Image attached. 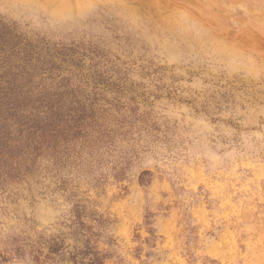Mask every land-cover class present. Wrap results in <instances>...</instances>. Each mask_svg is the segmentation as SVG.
<instances>
[{
  "label": "rangeland",
  "instance_id": "1",
  "mask_svg": "<svg viewBox=\"0 0 264 264\" xmlns=\"http://www.w3.org/2000/svg\"><path fill=\"white\" fill-rule=\"evenodd\" d=\"M44 1L18 80L85 118L2 171L0 264H264V0Z\"/></svg>",
  "mask_w": 264,
  "mask_h": 264
},
{
  "label": "trees",
  "instance_id": "2",
  "mask_svg": "<svg viewBox=\"0 0 264 264\" xmlns=\"http://www.w3.org/2000/svg\"><path fill=\"white\" fill-rule=\"evenodd\" d=\"M8 34L7 28L0 23V175L4 168L17 175L12 165L14 161L18 165L15 159L21 158L26 163L43 150H56L60 143L67 142L65 137L73 129L82 126L85 117L70 110V104L59 94L33 97L32 88L20 83L19 75L30 73L26 72L25 63L13 62L18 53ZM13 253L19 257L24 256L25 251L16 247ZM37 253V250L30 251L29 256L34 263L43 264V260L38 261ZM89 264L99 263L96 260Z\"/></svg>",
  "mask_w": 264,
  "mask_h": 264
},
{
  "label": "bare ground",
  "instance_id": "3",
  "mask_svg": "<svg viewBox=\"0 0 264 264\" xmlns=\"http://www.w3.org/2000/svg\"><path fill=\"white\" fill-rule=\"evenodd\" d=\"M53 0H45V3L51 2ZM70 7V3L68 1L62 0L58 2L56 10H61V11H67ZM58 12V11H57Z\"/></svg>",
  "mask_w": 264,
  "mask_h": 264
}]
</instances>
